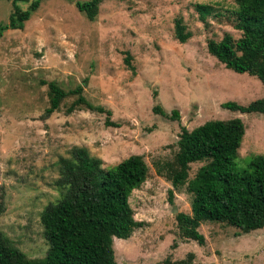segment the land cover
<instances>
[{"label": "rangeland", "instance_id": "obj_1", "mask_svg": "<svg viewBox=\"0 0 264 264\" xmlns=\"http://www.w3.org/2000/svg\"><path fill=\"white\" fill-rule=\"evenodd\" d=\"M75 1L41 0L21 29L0 36V230L32 259L46 255L48 243L40 215L60 198L55 181L59 158L85 147L102 167L139 154L149 170L129 203L142 224L128 238H113L119 264H151L194 253L196 264H264V227L242 232L226 223L202 221L204 242L182 238L175 215L191 213L192 194L174 191L159 171L177 149L181 126L209 119L240 117L245 134L236 159L245 167L250 156L264 155V115L222 106L248 104L263 96L262 82L226 68L207 50L210 39L225 33L237 39L234 0H100L97 15L87 18ZM29 1L16 5L26 9ZM198 4L209 8L204 20ZM13 3L0 0V23H7ZM180 19L189 37L180 42ZM130 56L129 68L124 58ZM64 90L82 85L93 105L67 112L76 98H64L47 114L48 82ZM155 105L171 119L154 111ZM200 163H192L190 176Z\"/></svg>", "mask_w": 264, "mask_h": 264}, {"label": "trees", "instance_id": "obj_2", "mask_svg": "<svg viewBox=\"0 0 264 264\" xmlns=\"http://www.w3.org/2000/svg\"><path fill=\"white\" fill-rule=\"evenodd\" d=\"M10 1L13 10L8 22L0 23V36L7 29L23 28L41 2L31 0L26 9H21L16 2L29 0ZM99 1H75V6L93 20ZM234 2V26L241 31L240 37L234 39L225 33L220 40H208L207 50L226 68L256 76L264 88V0ZM197 9L204 20L209 8L198 4ZM180 22L176 20L175 36L185 42L189 34ZM124 60L134 71L128 54ZM47 85V114L59 109L64 98L71 94L76 98L67 112L85 106L110 114L109 110L93 105L84 97L82 85L70 90H64L55 81ZM222 106L264 115V92L262 97L246 105L226 101ZM153 109L171 119L179 118L177 110L169 115L159 105ZM244 134L245 124L238 116L209 119L191 130L181 126L173 158L160 163L158 171L171 183L168 189L171 202L174 191L182 186L192 194L191 213L175 215L182 238L202 244L204 236L199 231L202 221L226 223L245 233L264 227V155H252L245 167L237 166ZM58 161L59 177L55 183L60 189V198L47 204L40 215L48 243L46 255L38 259L27 257L0 230V264H119L115 259L113 238H128L142 224L134 218L129 196L146 180L147 163L141 155L131 154L104 168L101 159L90 155L85 147L73 148L69 157H60ZM197 162L200 166L190 176L191 164ZM151 264L196 263L194 253L188 252L178 260L167 257Z\"/></svg>", "mask_w": 264, "mask_h": 264}]
</instances>
